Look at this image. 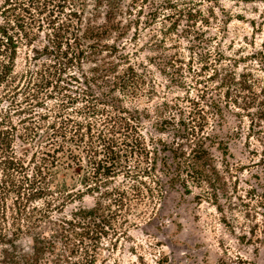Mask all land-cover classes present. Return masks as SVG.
<instances>
[{"label":"trees","instance_id":"1","mask_svg":"<svg viewBox=\"0 0 264 264\" xmlns=\"http://www.w3.org/2000/svg\"><path fill=\"white\" fill-rule=\"evenodd\" d=\"M198 5L0 0V264L138 254L132 231L178 187L198 189L240 242L264 244V40L228 55L219 37L232 15ZM248 59L257 66L241 67ZM159 75L185 93L159 89ZM244 130L262 146L251 151L261 192L231 160ZM86 196L92 206L67 212Z\"/></svg>","mask_w":264,"mask_h":264},{"label":"rangeland","instance_id":"2","mask_svg":"<svg viewBox=\"0 0 264 264\" xmlns=\"http://www.w3.org/2000/svg\"><path fill=\"white\" fill-rule=\"evenodd\" d=\"M192 1L199 3L197 7L204 11L210 5H216L209 0ZM217 5L215 11L219 17H225L222 8L232 15L228 32L219 37L222 49L232 57H250L261 49L264 40V3L261 0H219ZM215 27L213 22L208 30L212 34L218 33ZM244 65L256 67L257 62L248 59L242 62L241 67ZM159 80V89L168 91L169 95L185 93L182 88L166 87L168 83L160 75ZM231 121L234 122L233 119ZM146 126L149 132L153 131L149 122H146ZM246 131L238 138L229 139L233 155L231 160L244 166L239 173L243 188H254L261 192L260 180L253 175L260 174L262 167L261 164H253L259 156L253 155L251 151H261L262 146L254 139L249 146ZM225 133L226 129L223 131ZM214 152L220 155L218 151ZM198 193V189H193L192 193L185 194L181 187L168 190L159 206L158 215L150 223H143L132 231L135 239L143 243L144 250L136 254L127 245L109 256L106 264H263L264 244L240 242L237 235L242 233L241 230H232L223 221L217 206L199 199ZM94 201L92 196H86L82 201L69 205L66 210L69 213L79 205L92 206ZM141 252L144 253L143 258H139Z\"/></svg>","mask_w":264,"mask_h":264}]
</instances>
